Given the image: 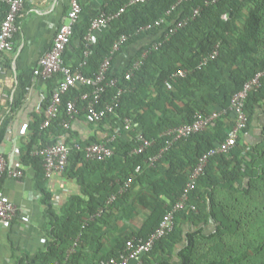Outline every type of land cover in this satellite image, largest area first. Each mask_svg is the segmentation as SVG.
<instances>
[{
	"label": "trees",
	"instance_id": "trees-1",
	"mask_svg": "<svg viewBox=\"0 0 264 264\" xmlns=\"http://www.w3.org/2000/svg\"><path fill=\"white\" fill-rule=\"evenodd\" d=\"M179 1L146 0L130 5L98 34L87 58L84 54L85 37L91 21L78 22L75 26L63 61L72 70L80 69L87 76H94L111 54L114 43L123 35L128 36L121 49L113 55L108 73V79L118 78V83L107 88L103 100H110L119 89H123V93L114 113L107 114L96 124L89 123L96 129L93 134L83 135L72 124L69 128L63 124L69 118L67 102L77 97L74 119L79 117L87 121L84 107L88 99L83 100L82 95L90 92L92 87L84 84L64 95L57 118L43 128L52 101L54 80L60 79L62 74L49 80L50 93L44 97L41 111L34 114V120L28 124L29 134L20 152L21 162L36 169V187L48 218L45 228L49 240L44 249L34 255H23L19 264H51L65 259L71 264H103L111 257H120L126 252L130 238L146 239L157 229L164 215L180 198L199 158L226 139L235 125L233 114L222 116L215 126L177 141L154 166L148 165V158L166 146L164 132L191 123L197 113L208 114L215 109L229 107L232 97L244 84L259 72H264V0ZM127 2L129 0H112L109 6L104 7L103 0L101 9L114 13ZM195 8L201 10L193 17ZM169 11L170 15H167ZM163 17L167 20L161 26L138 32L141 27ZM184 18H189L188 23L166 38L175 23ZM75 39L80 40V52L73 49ZM159 41L162 44L157 49L152 48ZM129 47L134 49V54L124 67H117V55ZM148 48L150 51L139 69L131 78H126L128 67L140 60ZM214 49L218 50V55L200 66L203 58ZM84 60L86 64H82ZM181 69H189L190 72L185 76L175 75ZM263 106L264 74L261 85L246 99L248 127L242 131L229 155L217 154L210 158L185 208L176 213L174 230L161 238L148 256H154L156 249L164 243L174 249L173 246L181 241L176 231L182 215L196 223L212 221L214 224L208 235L202 228L188 234L189 244L179 254V264H238L263 250L264 127L260 130L258 142L247 143L244 138L250 131L257 109ZM127 117L133 120L130 131L124 128ZM140 131L147 139L153 140V144L145 152L135 154L132 151L138 144ZM112 137L113 156L103 161L86 159L85 148L89 144ZM60 140L70 147L69 162L61 175L74 179L81 191L57 209L54 193L47 186L43 159L32 152L38 146L55 144ZM139 165L142 170L138 173L136 168ZM129 177H134L133 183L126 192L119 193V186ZM113 194L117 195L116 199L107 206ZM132 202L146 210L141 224L135 231L118 235L110 251L103 253L104 225L110 222L111 216L116 217L112 214L114 208L126 209V204L131 205ZM106 206L103 214L90 219ZM87 220L88 224L82 228ZM79 234L81 237L76 250L68 255ZM170 256H163L159 264H175ZM259 262L264 264V257L251 264Z\"/></svg>",
	"mask_w": 264,
	"mask_h": 264
},
{
	"label": "built area",
	"instance_id": "built-area-1",
	"mask_svg": "<svg viewBox=\"0 0 264 264\" xmlns=\"http://www.w3.org/2000/svg\"><path fill=\"white\" fill-rule=\"evenodd\" d=\"M26 0H6L7 10L0 23V73L4 72L2 63V54L6 51L13 50L14 38L18 30V17L21 10L24 8ZM112 0H104V7L109 6ZM146 0H129L125 3L117 12L107 13L104 9L91 20V26L88 34L85 37V58H87L92 50L91 46L96 42L98 34L103 32L109 23L123 13L130 5L145 2ZM180 0L179 2H181ZM218 0H211L212 3ZM176 7V5L174 6ZM201 8H195L193 17H196L200 13ZM83 6L81 0H70V8L68 10L66 20H64L54 36L50 48L44 51L43 55L38 61V65L34 70L35 75L50 80L55 78L58 74H62L60 79L54 80L52 101L47 109V117L42 124V127H48L52 121L57 118L60 104L63 101L64 95L68 94L71 89L79 85H89L92 87L90 92L82 95V99L87 101L84 110L86 111L87 121L90 124H96L100 122L107 114L114 113L120 105V98L123 93V89L117 90L116 94L112 95L110 100H103V94L107 91L108 87L116 86L118 78L108 79L109 69L111 67V60L113 55L121 49L124 41L128 39L127 35H123L117 40L112 48L111 54L106 57L100 70L94 76L85 75L80 69L72 70L70 66H66L63 61V54L66 48L71 43L72 36L74 34L75 26L78 23L79 17L82 14ZM170 15V11L167 13ZM166 18L163 17L154 23H150L141 27L138 32L150 30L154 27L161 26L166 22ZM189 21V18L181 19L177 21L175 25L166 34V38H169L178 28L183 27ZM161 41L155 42L152 48L157 49ZM150 49H146L140 60L133 62L126 71V78H131L134 71L139 69L143 59L148 55ZM218 55V50L214 49L211 54L204 57L200 62V66L207 64L211 59H214ZM86 64V60L82 62ZM190 72L189 69H181L175 73L177 76H185ZM264 72H259L256 76L248 80L244 87L237 92L231 99V104L227 108L215 109L208 114L197 113L195 119L191 123H186L180 126L169 128L164 135L167 136L166 146L160 150L156 155L148 158L147 162L149 166H154L156 162L162 157L163 153L172 147L177 141L190 137L193 134L203 132L212 126H215L217 121L229 113L233 114L235 118V125L228 132L226 139H224L217 147L210 149L204 153L200 158L197 166L191 171L186 186L173 208L168 211L157 229L150 234L146 239L143 237H132L127 241L126 252L120 255V257H111L104 261L103 264H144L145 257L153 250L156 243L170 232L175 227V215L179 211L183 210L189 200L190 193L197 187L200 176L204 173L210 158L217 154L229 155L243 130L248 127V115L245 111L246 99L251 91L257 89L261 85V77ZM79 98L70 99L67 102V112L69 118L64 121V126L69 128L77 113V103ZM102 104V106H101ZM27 129V126L24 127ZM124 128L126 131H130L133 128V120L129 117L124 120ZM93 130H88V134H93ZM114 137L103 141L93 142L85 148V156L88 160L103 161L113 156L114 149L111 147V143ZM138 144L132 151L135 154H141L145 152L152 144L153 140H149L140 131L137 134ZM33 155L39 156L43 159L44 170L46 178L50 179L56 175H61L65 172L68 162L70 147L62 140L55 144L46 146H38L33 150ZM26 165L20 161L13 168L8 169L5 153L0 149V221L12 222L17 218H20L23 222L30 220L28 215L20 214L19 206L12 200H8L5 197L2 184L6 173L8 172L12 177L23 178L25 176ZM142 166L139 165L136 168V172H141ZM134 181V177L129 179L119 186V193H124L128 190ZM116 194L110 196L107 201V206L112 204L116 199ZM106 207H102L96 214L90 217L91 220L100 216L105 211ZM88 224V220L82 225V228ZM81 235L74 239V243L71 245L68 255L72 254L80 241ZM51 264H71L68 259L56 260Z\"/></svg>",
	"mask_w": 264,
	"mask_h": 264
},
{
	"label": "crops",
	"instance_id": "crops-1",
	"mask_svg": "<svg viewBox=\"0 0 264 264\" xmlns=\"http://www.w3.org/2000/svg\"><path fill=\"white\" fill-rule=\"evenodd\" d=\"M102 2L103 0H81L83 11L78 22H90L101 10ZM69 8L70 0H26L18 17L14 48L2 54L4 72L0 73V149L5 153L8 169L20 161V152L29 134L28 124L34 120V114L41 111L43 99L50 93V82L35 75L34 70L44 51L50 48L57 29L66 20ZM6 10V0H0V23ZM73 45L74 51L80 52V40L75 39ZM133 54L134 49L131 47L120 52L116 58V66L124 67ZM72 125L83 135L88 130L96 131L86 120L79 117L72 121ZM262 127L264 106L257 109L250 131L244 135L245 141L258 142ZM101 135H104L103 132ZM35 175L36 169L33 165H26L23 178L12 177L8 172L4 177L2 188L5 197L14 201L20 208V214L28 215L30 220L23 222L17 218L12 222L0 221V264H19L23 255H34L44 249L49 240L45 228L48 218L44 213L41 194L36 187ZM47 186L54 193L57 209H61L66 201L81 191L74 179L62 175L48 179ZM135 194L134 191L132 196ZM126 207L114 208L112 214L116 217L111 216L110 222L104 225L106 232L103 253L110 251L118 235L135 231L146 214V210L137 207L133 202L131 205L126 204ZM213 224L212 221L206 224L196 223L188 216H180L176 232L181 236V241L173 246L174 249L164 243L160 249H156L154 256L147 257L145 264H159L161 258L167 254L171 255V262L181 263L179 254L189 244L188 234L202 228L208 235ZM263 257L264 248L238 264H251L257 258Z\"/></svg>",
	"mask_w": 264,
	"mask_h": 264
}]
</instances>
